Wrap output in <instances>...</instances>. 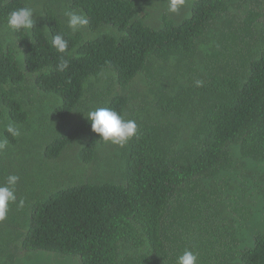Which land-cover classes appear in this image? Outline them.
<instances>
[{"label":"trees","instance_id":"obj_1","mask_svg":"<svg viewBox=\"0 0 264 264\" xmlns=\"http://www.w3.org/2000/svg\"><path fill=\"white\" fill-rule=\"evenodd\" d=\"M186 1L152 27L149 0H0V185L20 178L0 264H174L186 249L264 264V0ZM24 6L34 29L14 32L6 17ZM67 10L88 26L69 30ZM96 107L136 135L100 141Z\"/></svg>","mask_w":264,"mask_h":264},{"label":"clouds","instance_id":"obj_2","mask_svg":"<svg viewBox=\"0 0 264 264\" xmlns=\"http://www.w3.org/2000/svg\"><path fill=\"white\" fill-rule=\"evenodd\" d=\"M158 0H149L147 5H152ZM185 0H167V10L176 13L184 5ZM34 10L30 6H24L11 10L6 17V27L14 32L23 31L25 33L34 29ZM69 30L77 32L84 29L89 24V18L83 12L67 10L64 13ZM52 47L60 54L68 50L69 42L63 34L51 36ZM68 67V60L61 59L59 69ZM199 81L197 84L199 85ZM85 118L90 123L91 131L95 133L99 140L123 147L137 133L138 125L134 119H126L123 115L110 107H96L89 109ZM5 131L12 137H19L20 129L12 123L6 126ZM8 147L7 137L0 136V152ZM19 176L10 174L6 182L0 185V220L5 219L10 203L16 201L15 186L19 181ZM24 201L19 202L23 206ZM198 256L191 250H184L174 261V264H197Z\"/></svg>","mask_w":264,"mask_h":264},{"label":"rangeland","instance_id":"obj_3","mask_svg":"<svg viewBox=\"0 0 264 264\" xmlns=\"http://www.w3.org/2000/svg\"><path fill=\"white\" fill-rule=\"evenodd\" d=\"M189 5H191V4L188 1L185 0L184 5L180 9H187L189 7ZM154 7H155V10L151 11L152 20L149 23L152 27H157L159 25V22H160L162 16H164V15L169 17L173 21L180 20L181 17H182V12H176L177 14L168 12V10H167V0L156 1L153 4V9H154ZM180 9H179V11H180ZM66 156L67 157H71V159L63 161V162L65 164L72 165L71 161L74 159V157H73L74 154L72 152H68ZM59 164H61V162ZM41 255H43V254H41ZM43 256L50 257V256H53V255H43ZM40 263L41 264H50L49 261H45V262L42 261ZM55 263H57V264H76V260L72 259V258L63 259L62 257H57Z\"/></svg>","mask_w":264,"mask_h":264}]
</instances>
